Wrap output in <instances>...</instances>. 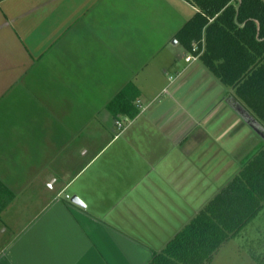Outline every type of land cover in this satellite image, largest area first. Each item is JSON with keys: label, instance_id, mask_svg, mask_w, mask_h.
I'll return each instance as SVG.
<instances>
[{"label": "crops", "instance_id": "crops-1", "mask_svg": "<svg viewBox=\"0 0 264 264\" xmlns=\"http://www.w3.org/2000/svg\"><path fill=\"white\" fill-rule=\"evenodd\" d=\"M196 12L185 0H0V101L13 107L0 117V264H149L208 203L207 141L224 149L197 121L217 101H191L209 70L176 53ZM130 85L140 113L119 131L107 107ZM228 248L256 264L236 239Z\"/></svg>", "mask_w": 264, "mask_h": 264}, {"label": "trees", "instance_id": "trees-1", "mask_svg": "<svg viewBox=\"0 0 264 264\" xmlns=\"http://www.w3.org/2000/svg\"><path fill=\"white\" fill-rule=\"evenodd\" d=\"M197 8L176 38L200 60L264 128V0H185ZM139 91L128 86L108 104L115 118L140 113ZM263 140V139H262ZM10 192V191H9ZM0 181V213L9 205ZM264 210V140L242 161L239 173L155 253L149 264H209ZM257 264L264 256L251 253Z\"/></svg>", "mask_w": 264, "mask_h": 264}, {"label": "rangeland", "instance_id": "rangeland-1", "mask_svg": "<svg viewBox=\"0 0 264 264\" xmlns=\"http://www.w3.org/2000/svg\"><path fill=\"white\" fill-rule=\"evenodd\" d=\"M186 15L187 14L182 15L181 21H187L189 19ZM176 53L181 54L184 57L189 54V52L185 49L183 50L181 47H179V52ZM164 62H167V58H164ZM184 65V61H182V58L179 57L177 63H175V67L183 70L185 68ZM192 65L194 68L201 67L202 63L195 61ZM206 83L207 81H199V83L191 88L189 96L190 94H197L191 99V101L197 102L196 105L198 102L201 105L204 101H208L209 106L212 101H217V106L213 109L217 110L214 112L211 110L210 113L212 114L208 118V121L204 122L202 119L197 121L212 133V140L219 143V146L222 144L224 149L223 151L220 150L217 152V145L211 144L210 140L207 141L206 145H208V148L212 147V149L208 151V158L212 157V160L208 162V165L215 166L212 170L208 169L209 202L221 189L225 188V186L233 180V178L240 171L239 168L242 165V161L248 156H251L254 150L263 143V140L257 135L252 127L242 120L241 116L239 117L233 110H231L230 106H228L227 100L231 98L235 100L234 91L224 86L216 77L213 76V74H211L210 71H208V86ZM166 97V95H162L160 100L165 99ZM200 107L197 109L199 110ZM11 113H13L11 101H0V117L11 116ZM206 118L207 116L205 119ZM116 120L125 122L124 118L121 117ZM112 123L113 122H109L108 125H111ZM9 124L10 123H7V121H0V132H3ZM106 126L107 123H102L101 127L99 125V129H106ZM225 150L230 153V155L228 154L227 161L224 158ZM199 154L200 153H198V155ZM4 229L5 228L2 230ZM1 235L2 234H0V238ZM8 237H10L9 232L8 234L2 236V242L6 241ZM236 241L251 258V253L260 257L264 256V210L254 222H251V224L243 230L239 237L236 238ZM235 252L236 251H233L231 248L225 250L223 254L218 252L209 264H241V262L237 259L241 255H236Z\"/></svg>", "mask_w": 264, "mask_h": 264}, {"label": "water", "instance_id": "water-1", "mask_svg": "<svg viewBox=\"0 0 264 264\" xmlns=\"http://www.w3.org/2000/svg\"><path fill=\"white\" fill-rule=\"evenodd\" d=\"M177 42V40H175ZM230 106L244 119V121L254 129V131L264 140V128L255 119V117L248 112L240 103L235 101L233 98L227 100ZM72 203L85 207L83 201L78 196H73L71 199Z\"/></svg>", "mask_w": 264, "mask_h": 264}, {"label": "built area", "instance_id": "built-area-1", "mask_svg": "<svg viewBox=\"0 0 264 264\" xmlns=\"http://www.w3.org/2000/svg\"><path fill=\"white\" fill-rule=\"evenodd\" d=\"M197 51V48L195 47L194 48V52H192V53H189L188 55H187V57H186V59H185V61L187 62V63H193V62H195V61H197L199 58H200V55H201V53L200 54H198V55H195V52ZM124 120H125V122H123V121H121V120H116V122H115V125L117 126V128H118V130L119 131H122V130H124L125 128H126V123H128V119H126V118H124ZM67 198L68 199H71V197L68 195L67 196Z\"/></svg>", "mask_w": 264, "mask_h": 264}]
</instances>
